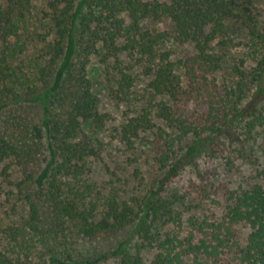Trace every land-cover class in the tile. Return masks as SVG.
<instances>
[{"label": "trees", "instance_id": "16d2710c", "mask_svg": "<svg viewBox=\"0 0 264 264\" xmlns=\"http://www.w3.org/2000/svg\"><path fill=\"white\" fill-rule=\"evenodd\" d=\"M35 1L0 0V110L25 102L43 112L41 121L21 115L10 126L0 121V195L18 193L28 212L10 223L0 218V264H264V184L232 188L218 166L197 164L182 200L168 195L206 149L239 173L236 159L264 133L260 22L237 0H44L54 39L33 81L20 75L15 62ZM162 22L170 23L172 34L157 26ZM232 30L250 32L260 58L253 68L236 66L228 79L222 78L226 55L216 46L228 47ZM101 52L103 61L115 59L121 93L134 84L120 67L128 53L152 77L149 88L160 97L155 116L161 126L144 109L121 132L132 144L141 131L155 130L152 150L161 176L137 206L104 196L87 177L90 159L99 154L93 133L108 117L88 76L91 58ZM70 76L78 98L58 114L53 107ZM47 212L52 224L69 223L85 238L134 226L135 246L130 250L123 242L94 258L67 252L45 258L39 243L55 231L41 227ZM240 226L250 229L245 242ZM153 247L157 253L149 260L145 252Z\"/></svg>", "mask_w": 264, "mask_h": 264}, {"label": "rangeland", "instance_id": "374dc122", "mask_svg": "<svg viewBox=\"0 0 264 264\" xmlns=\"http://www.w3.org/2000/svg\"><path fill=\"white\" fill-rule=\"evenodd\" d=\"M237 3L259 21L261 27H264V0H237ZM49 12L44 0H36L27 28L21 35V43L25 47L24 51L18 55L15 64L23 70L24 73L20 74L21 76L29 77L33 81L39 69L46 64L48 56L44 49L54 39ZM157 26L172 34L173 28L169 22H162ZM247 32L246 30H232L230 34L232 42L228 47L223 49L216 46V50L225 54L227 59L222 78L225 75L230 79L236 66L247 69L256 66L260 58V44H257L253 35ZM104 54L105 52H101L99 55L93 56L88 65V76L92 81L94 93L99 99L100 111L107 114L108 117L104 127L93 133L96 137L95 142L99 148V154L90 159L91 171L89 170L90 173L87 177L97 185L104 196L117 195L121 200H127L137 206L139 201L147 196L149 190L155 187L156 180L161 176L160 167L154 159L152 150L155 130L141 131L139 137L133 138L132 144H128L121 138V132L123 126L139 116L144 109L150 110L155 124L161 126V121L155 116L157 108L155 104L159 102L160 97L152 95L149 88L152 77L146 75L143 65L138 64L137 60L128 53L121 55L120 67L133 76L134 84L127 93H121L118 82L121 78L120 70L117 65L114 66L116 63L114 58L103 61ZM54 78L55 75L49 86H52ZM68 82L66 88L58 95V100L53 107V111L58 114L68 112L78 98L76 84L71 76ZM71 82H74L75 85H71ZM20 115L31 121H41L43 112L39 105L24 102L0 110V121L10 126L16 121V116ZM233 145H237V143L234 142ZM209 152V149L202 151L193 165H189L183 174L169 186V196L182 200V195L188 190L189 180L196 176L197 164L218 166L222 181L232 188L248 187L253 183L264 184L263 132L258 133L254 141L246 144L243 156L236 159L239 173H231L224 160L211 158ZM234 155L237 156L236 153ZM42 166L44 167V164ZM10 190L12 187L7 188V191ZM48 214L47 212L44 215L48 221L41 227L43 231H47L49 228L55 231L50 234L46 233V236L43 237L46 240L45 244L39 243L37 249V252L45 258L62 255L65 252L77 258H94L116 250L123 242L127 243L130 250H133L135 246L134 226L93 238H85L79 235L73 225L69 223L56 222L52 224ZM27 215V207L18 193L10 196L5 193L0 195V218L6 223ZM240 230L241 239L245 242L250 229L240 226ZM2 243L7 244L6 241ZM156 253L157 249L153 247L145 252V256L151 260ZM114 263L115 260L111 259L106 264Z\"/></svg>", "mask_w": 264, "mask_h": 264}]
</instances>
